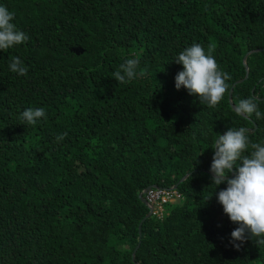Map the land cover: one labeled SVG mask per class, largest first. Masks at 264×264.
<instances>
[{"label":"trees","instance_id":"1","mask_svg":"<svg viewBox=\"0 0 264 264\" xmlns=\"http://www.w3.org/2000/svg\"><path fill=\"white\" fill-rule=\"evenodd\" d=\"M0 4L28 36L0 51V264H264L255 238L230 243L237 225L209 172L218 133L264 140V119L237 117L229 98L255 97L264 112V0ZM193 43L231 77L211 108L174 88L172 60ZM13 56L25 76L8 70ZM127 58L139 75L121 84L112 74ZM29 107L46 118L22 124ZM178 183L184 200L144 221L133 261L148 213L139 194Z\"/></svg>","mask_w":264,"mask_h":264},{"label":"clouds","instance_id":"2","mask_svg":"<svg viewBox=\"0 0 264 264\" xmlns=\"http://www.w3.org/2000/svg\"><path fill=\"white\" fill-rule=\"evenodd\" d=\"M13 19V13L0 4V51L28 40L26 33L12 22ZM172 61L182 66L174 76L176 90L183 87L189 95L197 96L209 108L221 101L227 89L226 81L231 77L218 68L211 49L206 52L200 44L193 43L177 53ZM138 63L135 58L125 59L112 77L121 84L138 78ZM8 70L18 76H25L28 72L27 66L17 56L11 58ZM233 111L237 117L247 118L254 114L255 119H264V112L261 111L257 98L252 96L239 99L234 104ZM44 118L46 113L43 107L25 108L18 116L21 123L28 126L36 125ZM249 132L245 127H229L223 134L218 133L209 166L214 190L221 184L225 185L223 189L215 191V197L229 221L237 225L230 233V243L235 248H239L246 239L253 238L257 245H264V140L250 142ZM66 136L67 133L62 132L54 140L58 143ZM233 170L234 175L228 178ZM157 188L159 187L152 189ZM175 190L178 192V189ZM147 192L143 196L145 200ZM180 201L166 206L179 204ZM146 207L149 212L148 205ZM165 208L163 217L168 214ZM152 216L163 219L155 215L153 210Z\"/></svg>","mask_w":264,"mask_h":264},{"label":"built area","instance_id":"3","mask_svg":"<svg viewBox=\"0 0 264 264\" xmlns=\"http://www.w3.org/2000/svg\"><path fill=\"white\" fill-rule=\"evenodd\" d=\"M178 200H184L175 189H152L146 194V201L149 208H151L155 215L163 217L165 215L166 204L176 203Z\"/></svg>","mask_w":264,"mask_h":264},{"label":"water","instance_id":"4","mask_svg":"<svg viewBox=\"0 0 264 264\" xmlns=\"http://www.w3.org/2000/svg\"><path fill=\"white\" fill-rule=\"evenodd\" d=\"M260 51H262V50H260ZM75 52L78 53L77 50H76ZM256 52H259V51H256ZM253 53H254V52H249V53L245 56V65H246V60H247V58H248L251 54H253ZM248 77H249V68H248V66H247V74H246L245 78L242 79V80H240L239 82H237L234 86H236L237 84L242 83L243 81L247 80ZM229 98H230V104H231V107L233 108V107H234V103L232 102V90H231V92H230ZM256 128H257V126L255 125L253 131H255ZM187 176H188V175H186V176H185L180 182H183V181L187 178ZM180 182H179V183H180ZM179 183H178L177 185L174 186V189H178V187H179ZM152 188H153V186H149V187H147V188H146L143 192H141L140 195H139V199L141 200V202H142L145 206L147 205V201L145 200V198H144L143 196H144V194H145L147 191H149V190L152 189ZM151 216H152V209L149 208V212H148L147 216L142 220V222H141V224H140V226H139L140 240H139V244L137 245L136 249L134 250V252H133V254H132V259H133V261H135L136 253H137V251H138V249L140 248V245H141V237H142L141 226H142V224L144 223V221H146V220H147L148 218H150ZM137 264H138V263H137Z\"/></svg>","mask_w":264,"mask_h":264},{"label":"rangeland","instance_id":"5","mask_svg":"<svg viewBox=\"0 0 264 264\" xmlns=\"http://www.w3.org/2000/svg\"><path fill=\"white\" fill-rule=\"evenodd\" d=\"M23 167H25V165ZM25 170H26V168H22L20 173H23Z\"/></svg>","mask_w":264,"mask_h":264}]
</instances>
